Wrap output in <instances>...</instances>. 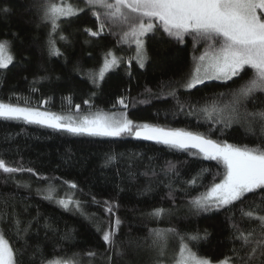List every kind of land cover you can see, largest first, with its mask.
Listing matches in <instances>:
<instances>
[{"label": "trees", "instance_id": "1", "mask_svg": "<svg viewBox=\"0 0 264 264\" xmlns=\"http://www.w3.org/2000/svg\"><path fill=\"white\" fill-rule=\"evenodd\" d=\"M76 0H68L73 5ZM43 0H0V40L11 41L13 64L0 70V101L21 107L39 108L55 113L121 111L136 123L203 133L217 142L254 145L261 142L259 125L248 131L247 123L233 121L230 126L206 118L203 107L215 101L223 108L232 92L251 76L246 70L232 81H210L187 90L179 87L191 73L193 57L200 53L191 37L177 43L162 31L146 37L148 60L143 68L127 58L131 47L118 43L114 34L89 37L84 29L96 30L98 23L85 8L78 16L62 18L55 36L62 55L48 52L50 24L41 22ZM67 40H60L59 35ZM111 50L124 58L118 67L94 83L90 73L97 72ZM175 89V96L169 93ZM223 95H220L222 94ZM123 98L128 107L119 104ZM27 101V103H25ZM87 101V103H86ZM264 109V93L257 92L244 101L243 113ZM227 116V112L225 113ZM196 151L179 150L136 139L134 135L101 137L74 134L62 129L0 118V158L10 166L33 169L32 173L0 172V230L18 253L19 264H42L53 257L75 258L79 264H153L156 256L150 247L152 229L176 228L181 233H209L193 250L213 261L232 255L239 247L232 237V212L191 210L190 201L213 182H219L223 166L204 159ZM169 164L175 166L169 170ZM202 170H207L202 172ZM202 176L196 185L188 181ZM75 183L78 188L71 189ZM56 186V199L69 192L80 200L84 212L73 206L63 208L47 200L44 191ZM30 185V186H25ZM171 192V195L169 193ZM66 197V196H63ZM93 197L95 201L93 202ZM105 202L118 204L114 209L122 223L116 234L117 247L110 249L97 231L107 228L114 217L105 210ZM235 210L240 227L248 230L256 222L241 220L240 208L264 206V191L249 193ZM156 208L169 210L156 220L150 213ZM26 231L16 235L15 221ZM192 246V245H190ZM179 250V242L170 238L168 256ZM95 253L89 257L88 253ZM117 252L124 254L118 255ZM259 251L253 264H259ZM170 264V260L166 261Z\"/></svg>", "mask_w": 264, "mask_h": 264}, {"label": "snow or ice", "instance_id": "2", "mask_svg": "<svg viewBox=\"0 0 264 264\" xmlns=\"http://www.w3.org/2000/svg\"><path fill=\"white\" fill-rule=\"evenodd\" d=\"M84 4L98 23L96 30L84 29L89 37H101L105 34L106 24H111L119 29L115 33L109 32L119 36L118 43L129 47L135 45L134 54L126 61L129 67L133 60L141 68L144 67L148 60L144 38L149 33L155 35L157 31H162L177 43H183L186 37H191L196 43L203 42L206 45L203 53L193 57L194 65L189 77L179 84L184 89H195L208 80L232 81L234 77H241L242 73L246 74V70H250L251 76L232 92V99L227 105L221 108L213 101L201 111L208 119H213L215 114V119L225 126L243 119L248 125V131L253 134V125L258 124L262 134L261 142L254 145L217 142L199 132L147 123L137 124L128 118L126 112H96L77 118L71 114L58 115L40 111L39 108L21 107L19 104L0 101V118L24 120L74 134L108 137L134 135L179 150H198L193 155L202 154L204 159L217 161L224 171L218 183L214 177L203 193L192 198L191 210L197 214L220 210L232 212L233 215L229 217L232 220V237L239 242V247L233 246L230 250L232 255L213 261L193 250V246H198L201 240L207 239V230L201 235L199 232L181 233L174 227L152 229L150 247L156 253L153 264H166L169 260L170 264H253L257 251L261 256L259 264H264V206L253 205L239 209L241 220L254 221L256 227L246 231L235 219V210L239 208L237 202L243 204L247 194L257 190L264 191V109L241 112L244 101L257 92L264 93V0H84ZM40 7L41 22L50 24L47 40L49 55L60 56L62 53L56 46L55 39L60 28L59 21L78 16L85 8L73 5L68 0H43ZM0 11L7 13L10 10L4 8ZM59 39L66 41L67 37L61 34ZM11 48V41L0 40V70H6L13 64L15 57ZM123 59L109 50L102 67L98 72L91 73L90 79L94 83L102 81L105 74L118 67ZM169 94L175 96V89ZM119 104L125 109L128 107L123 98L119 100ZM76 111L79 112V105L76 106ZM169 170L174 171L175 166L169 164ZM25 171L32 173L33 169L13 167L0 158V172L14 174ZM205 171L207 170H202ZM201 179L202 176L194 177L188 183L196 185ZM69 187L78 188L75 183H71ZM56 191V186L50 185L44 198L50 201L55 199L65 209L73 206L81 214L87 215L80 200L73 196L56 199ZM92 199L97 203L95 197ZM118 207V204L105 202V210L114 220L109 221L107 228L97 224V231L101 232L102 240L110 249L117 247L115 237L122 223L115 216L114 209ZM168 214L169 210L156 208L149 215L159 220ZM20 223L19 219L15 221L16 235L26 231L20 228ZM170 238L179 242V250L171 257L167 252ZM117 254L122 256L124 253ZM76 255L78 254L70 258L45 259L42 264H79ZM88 255L94 257L96 254L90 252ZM17 257V251L5 232L0 230V264H19Z\"/></svg>", "mask_w": 264, "mask_h": 264}, {"label": "rangeland", "instance_id": "3", "mask_svg": "<svg viewBox=\"0 0 264 264\" xmlns=\"http://www.w3.org/2000/svg\"><path fill=\"white\" fill-rule=\"evenodd\" d=\"M77 1V2H76ZM76 1H74V2H76L77 4H80L81 6L82 5H84V0H76ZM70 3V2H69ZM106 28H108L109 29V31H111V32H113V33H115V32H118L119 31V29L118 28H116L114 25H111V24H106ZM151 33H149L148 35H150ZM147 35V36H148ZM117 39H119V36L118 35H114ZM146 36V37H147ZM146 37L144 38L145 40H146ZM192 39V38H191ZM193 40V39H192ZM193 44H194V48H196V49H200L201 51H200V53L197 55V56H199L200 54H202L203 53V51H204V49H205V47H206V45H204L203 44V42H200V43H196V42H194L193 41ZM125 45H127V44H125ZM128 46V45H127ZM129 50H132V52H134V50H135V45L133 44L132 46H131V49L129 48ZM103 65V64H102ZM112 70V69H111ZM99 71V70H98ZM97 71V72H98ZM109 72V71H108ZM93 73V72H92ZM91 74V73H90ZM235 78V77H234ZM210 81H218V82H225V81H220V80H208V81H205V82H210ZM121 111H108V112H104V113H117V114H119ZM53 113H55V112H53ZM93 113H96V112H89V113H80V112H76V113H56V114H58V115H69V114H71V115H73V116H75V117H77V118H80V117H82L83 115H90V114H93ZM21 121H24V120H21ZM25 122V121H24ZM136 123V122H135ZM237 123H242V120H240L239 122H237ZM137 124H143V123H137ZM45 126V125H44ZM86 134V133H85ZM125 135H127V134H124V135H122V136H125ZM101 137H108V136H101ZM44 193L45 194H47L46 193V191H44ZM58 194V193H57ZM56 193H55V197L57 198V195ZM60 195H62L60 198H65V197H63V196H72L71 194H69V192H64V193H61ZM59 198V199H60Z\"/></svg>", "mask_w": 264, "mask_h": 264}, {"label": "water", "instance_id": "4", "mask_svg": "<svg viewBox=\"0 0 264 264\" xmlns=\"http://www.w3.org/2000/svg\"><path fill=\"white\" fill-rule=\"evenodd\" d=\"M135 137V136H134ZM136 139H139V140H142V141H146V142H150V143H155V144H162V143H157L156 141H153V140H146V139H143V138H138V137H135ZM164 145V144H162ZM165 146H168V145H165ZM192 151H198V150H195V149H192Z\"/></svg>", "mask_w": 264, "mask_h": 264}]
</instances>
